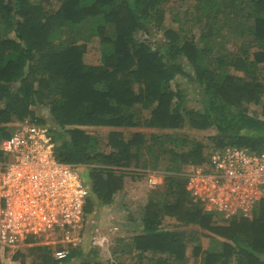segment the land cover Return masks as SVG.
I'll use <instances>...</instances> for the list:
<instances>
[{
    "label": "trees",
    "instance_id": "trees-1",
    "mask_svg": "<svg viewBox=\"0 0 264 264\" xmlns=\"http://www.w3.org/2000/svg\"><path fill=\"white\" fill-rule=\"evenodd\" d=\"M178 1L191 4L184 21L170 0H0V142L11 120L50 122L56 155L87 168L84 225L89 213L114 201L139 160L133 149L145 145V132L126 137L122 127L214 128L213 144L151 132L156 158H167L164 198L122 197L121 221L133 232L117 238L114 250L122 243L123 252L136 250L140 260L151 253L154 264H188L191 245L195 264H264V199L251 215L223 217L194 200L183 168L207 161L206 146L264 148V111L248 113V104L264 95V0ZM166 13L177 28L165 23ZM224 33L247 46L229 50ZM91 39L98 42L95 62L84 57ZM179 77L200 95V107L183 103ZM85 126L111 129L102 141ZM167 143L175 146L165 149ZM169 219L176 222L164 223ZM52 250L31 245L11 256L19 264H91L79 260V248L61 259ZM0 264L12 263L0 258Z\"/></svg>",
    "mask_w": 264,
    "mask_h": 264
},
{
    "label": "built area",
    "instance_id": "built-area-1",
    "mask_svg": "<svg viewBox=\"0 0 264 264\" xmlns=\"http://www.w3.org/2000/svg\"><path fill=\"white\" fill-rule=\"evenodd\" d=\"M53 130L50 122L24 116L0 142V246L51 245L61 259L78 241L89 187L83 164L56 155ZM185 175L186 188L205 209L251 215L264 199V148L228 144L207 161L190 163Z\"/></svg>",
    "mask_w": 264,
    "mask_h": 264
},
{
    "label": "rangeland",
    "instance_id": "rangeland-1",
    "mask_svg": "<svg viewBox=\"0 0 264 264\" xmlns=\"http://www.w3.org/2000/svg\"><path fill=\"white\" fill-rule=\"evenodd\" d=\"M169 6H173L175 11L179 12L181 21H184V11L188 8L187 6L191 5L187 2H179L178 0H170L167 4ZM172 14L166 13L165 15V23L167 25L172 26L173 28L178 27V22L172 21ZM191 16V14H190ZM186 25V24H185ZM187 28L186 26H183ZM192 33L197 38L199 34V26H194L192 29ZM226 36V43L229 50L234 51L240 46H247V42L244 41V38H234L228 33H224ZM158 35L155 37H159ZM255 49V46L249 47V51L252 52ZM98 42L96 39L90 40L88 42L87 50L84 54V57L87 61L95 62L98 60ZM241 71H238L240 73ZM180 88L182 90L187 91L184 104L187 106H193L198 108L201 106V101L199 100L200 95L197 92L192 91V85L187 82L185 77H179ZM248 113L257 115L258 117L262 116L264 111V95L258 103L250 102L248 104ZM39 114H43L46 116L48 114V110L46 106H38L36 110ZM147 114V109L144 110ZM31 117V116H30ZM9 126V123H8ZM70 127V126H69ZM86 130L88 129L95 133L97 136L100 137L102 141H104L107 137V132L110 126H85ZM142 130L145 132V145L141 146L138 149H133L137 151L139 154V160H137L136 166H131L134 171L125 172L124 176V185L121 191H119L115 197L114 201L110 204H104L99 209L97 208L93 212L88 214L86 219V223L91 224L89 230L83 229L82 235H78V241H76V245L74 248H79V260L89 259L90 263L92 264L93 261L99 260L103 264H138L141 262L142 264H154L153 259L150 257L151 253H146V255L140 260L139 256L137 255V251L133 250L131 253L123 252L121 250L122 243L119 244L118 248L114 250L117 246L116 241L117 238H121V236H129L133 232V230L129 231L126 229L128 222L121 221L122 218V207H121V200L122 197H138L143 196L145 200L147 199H154L157 201H162L164 198L163 194V172L161 168L166 165L167 158L166 157H157L156 158V149L150 148L154 143L150 136L151 132H157L161 134L163 132H170L173 136L178 135L180 138L187 137L192 140H199L204 144H213V141L210 140L209 136L215 133L214 128H206V129H197L193 128L190 125L186 124L181 128L175 129H156L152 127H133V126H124L122 127L123 134L127 137L133 132L134 130ZM162 145V144H161ZM171 147L175 146L173 144L167 143L164 146L165 149H168V146ZM154 146V144H153ZM157 147V146H156ZM222 148V147H221ZM182 149L181 146H176V150ZM218 148H205L206 157L208 158L209 155ZM123 153V152H122ZM158 166H157V165ZM188 165H183L184 170L187 169ZM138 171H137V170ZM82 175L83 180L87 178V168H82ZM155 178V183H152L149 177ZM169 222H176L175 219L164 220V223ZM85 223V224H86ZM85 224L83 226H85ZM133 224V223H132ZM131 224V225H132ZM176 225L171 224L170 228H175ZM187 230L193 229L192 226H187ZM83 234H85L83 236ZM87 235L88 239L85 238ZM203 246H206L209 242V239L205 236L201 237ZM81 241V242H80ZM80 242V243H79ZM79 243V244H78ZM15 251L14 248H2L0 246V258L3 261L11 262L12 264H19L20 259H13L12 254ZM83 252V253H82ZM187 255H188V264H195L194 257L191 254V245L187 247ZM153 256V255H152ZM27 260L29 257H26ZM94 263V262H93Z\"/></svg>",
    "mask_w": 264,
    "mask_h": 264
},
{
    "label": "crops",
    "instance_id": "crops-1",
    "mask_svg": "<svg viewBox=\"0 0 264 264\" xmlns=\"http://www.w3.org/2000/svg\"><path fill=\"white\" fill-rule=\"evenodd\" d=\"M15 120H17V119H14V120H11V121H9L8 123H9V131H10V129H11V127H12V123L15 121ZM7 123V124H8ZM217 212V211H216ZM220 215H222L223 216V214L222 213H220V212H218ZM224 217V216H223ZM83 231V230H82ZM81 242V241H80ZM79 242V243H80ZM76 248V247H75Z\"/></svg>",
    "mask_w": 264,
    "mask_h": 264
}]
</instances>
